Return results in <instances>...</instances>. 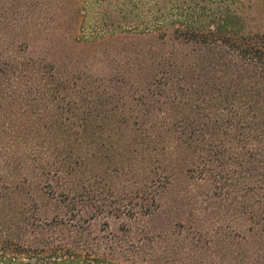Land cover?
I'll list each match as a JSON object with an SVG mask.
<instances>
[{"label":"trees","instance_id":"obj_1","mask_svg":"<svg viewBox=\"0 0 264 264\" xmlns=\"http://www.w3.org/2000/svg\"><path fill=\"white\" fill-rule=\"evenodd\" d=\"M0 264H264V0H0Z\"/></svg>","mask_w":264,"mask_h":264},{"label":"rangeland","instance_id":"obj_2","mask_svg":"<svg viewBox=\"0 0 264 264\" xmlns=\"http://www.w3.org/2000/svg\"><path fill=\"white\" fill-rule=\"evenodd\" d=\"M2 174H3V169L0 167V177H2ZM1 179L2 178H0V186H1V183H2Z\"/></svg>","mask_w":264,"mask_h":264}]
</instances>
